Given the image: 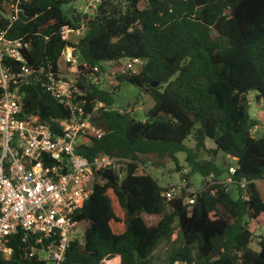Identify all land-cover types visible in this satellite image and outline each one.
I'll return each mask as SVG.
<instances>
[{
    "label": "trees",
    "instance_id": "trees-1",
    "mask_svg": "<svg viewBox=\"0 0 264 264\" xmlns=\"http://www.w3.org/2000/svg\"><path fill=\"white\" fill-rule=\"evenodd\" d=\"M72 1L26 5L29 21L17 23L8 36L31 42L28 63L57 64L69 44L60 29L84 24L85 36L75 47L90 69L107 60L144 63L139 73L119 75L112 91L92 89L91 99L112 107L121 83L128 82L155 103L145 121L118 110L95 116L105 134L78 152L89 159L103 153L130 162L122 177L103 172V182L76 212L89 227L84 244L73 243L64 264H99L108 255H120L121 264H151L155 249L175 230L183 245L170 253L169 264H264V237L258 241L260 251L254 250L250 227L264 214L256 183L264 180V124L255 136L259 122L251 117L248 100L252 91L256 100H264V0H103L89 19L68 12ZM24 92L28 112L44 119L67 116V109L40 88ZM190 137L193 147L186 143ZM209 140L214 149L208 148ZM204 152L213 156L204 159ZM219 152L236 160L231 191L217 183L229 177V162H216ZM179 153L186 154L190 168L183 179L213 176L214 184L207 181L192 206L184 203L186 193L168 201L159 181L139 172L140 154L172 160L182 171ZM244 179L248 183L242 188ZM145 213L161 219L149 225ZM15 237L13 258L0 264L28 263Z\"/></svg>",
    "mask_w": 264,
    "mask_h": 264
},
{
    "label": "built area",
    "instance_id": "built-area-1",
    "mask_svg": "<svg viewBox=\"0 0 264 264\" xmlns=\"http://www.w3.org/2000/svg\"><path fill=\"white\" fill-rule=\"evenodd\" d=\"M31 1L0 0V261L13 258L18 235L27 264H64L72 244L82 245L86 240L89 222L76 219V212L90 198L95 184L103 182V172L122 177L130 162L103 153L89 159L78 152L105 134L94 123L97 113L118 110L91 99L90 92L94 88L112 91L120 84L119 75L134 72V65L143 61L107 60L90 69L79 60L81 54L75 47L86 33L82 24L60 29L61 39L69 44L57 64L48 60L28 63L31 42L8 35L17 23L29 21L25 7ZM102 1L90 3L92 14L78 13L95 17ZM29 87L56 99L67 109V116L44 119L28 112L24 91ZM228 167L229 177L217 183L231 191L236 167ZM208 181L214 184L213 176ZM247 183L246 179L239 182L242 188ZM188 185L184 179L178 186L164 187L163 196L169 201L186 193L184 203L192 206L198 191ZM121 261L120 255H108L99 264Z\"/></svg>",
    "mask_w": 264,
    "mask_h": 264
},
{
    "label": "rangeland",
    "instance_id": "rangeland-1",
    "mask_svg": "<svg viewBox=\"0 0 264 264\" xmlns=\"http://www.w3.org/2000/svg\"><path fill=\"white\" fill-rule=\"evenodd\" d=\"M94 0H74L68 5V7L73 8L74 11H81L85 14H92L93 6L90 5ZM93 4H96L94 2ZM215 35V34H214ZM143 64H135L133 71L135 73L141 72L143 68ZM256 92L252 91L248 94V100L250 103V115L253 119L259 122V126L255 128L254 135L260 136L263 133V124H264V100L258 101L256 100ZM154 99L149 94H146L141 88L136 85L129 84L128 82H122L119 90L115 94V103L112 108L118 110H128L133 117L138 120L145 121L147 118V112L154 106ZM187 145L190 147L194 146L193 138L190 137L188 141H186ZM215 143L211 140L208 141V148L214 149ZM213 155L208 152L202 153L201 157L204 159H210ZM140 163H139V172L141 174H151L155 177L159 183L163 187H171L172 185L178 186L181 184L184 179V174L190 173V168L186 162V154L179 153L178 158L180 161V165L183 167L182 171H177L176 163L172 160L166 159L161 161L156 156H147V155H139ZM216 162L219 164H223L224 162H231L233 165L236 163L235 159L231 156L224 154L223 152H219L215 157ZM228 167V166H227ZM208 180H204V178L199 174H193L189 177V184L191 190L200 191L201 188L206 184ZM264 182L261 181L258 183V189L260 194L263 196V187ZM234 198H237L238 194L236 191L232 193ZM142 217L147 222V224L152 225L156 224L160 221L161 217L159 215H149L143 214ZM175 227H177V223H175ZM250 227L254 232V242H252L251 247L260 251V246L258 241L260 238L264 237V214L256 221H250ZM183 245V240L180 236L178 230H175L174 234L167 239H163L158 247L155 249L150 261L151 264H169L168 257L170 253L177 249L181 248ZM175 264H186L182 262H177Z\"/></svg>",
    "mask_w": 264,
    "mask_h": 264
},
{
    "label": "water",
    "instance_id": "water-1",
    "mask_svg": "<svg viewBox=\"0 0 264 264\" xmlns=\"http://www.w3.org/2000/svg\"><path fill=\"white\" fill-rule=\"evenodd\" d=\"M72 10H73V8L70 7V8L68 9V12H69V13H72V12H73ZM79 60H80L81 62H85L84 58H83L81 55L79 56ZM154 86H157V85L155 84ZM228 166H229V165H228Z\"/></svg>",
    "mask_w": 264,
    "mask_h": 264
},
{
    "label": "crops",
    "instance_id": "crops-1",
    "mask_svg": "<svg viewBox=\"0 0 264 264\" xmlns=\"http://www.w3.org/2000/svg\"><path fill=\"white\" fill-rule=\"evenodd\" d=\"M235 161H236V160H235ZM229 164H232V163L229 162ZM229 164H227V166H228ZM261 181L264 182V180H260V181H257V182H256V183H257V187H258V183L261 182ZM262 187H263V191H264V185H262ZM263 193H264V192H263ZM261 196H262V195H261ZM262 198L264 199V194H263ZM256 221H257V220H256Z\"/></svg>",
    "mask_w": 264,
    "mask_h": 264
}]
</instances>
